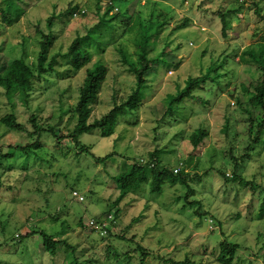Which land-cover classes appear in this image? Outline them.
<instances>
[{
  "label": "rangeland",
  "instance_id": "rangeland-1",
  "mask_svg": "<svg viewBox=\"0 0 264 264\" xmlns=\"http://www.w3.org/2000/svg\"><path fill=\"white\" fill-rule=\"evenodd\" d=\"M110 2L15 0L4 18L0 0L3 67L20 57L37 64L38 28L48 33L52 15L50 55L58 54L55 70L34 81L27 102L20 94L9 100L0 85V118L15 112L26 126L21 131L0 121V264H139V245L148 255L144 264H173L169 259L186 257L197 264H220L223 239L241 245L233 264H264V132L258 127L262 111L250 102L254 87L264 81V69L240 60L245 48L258 49L264 41V0H114L119 10H113V28L103 26L101 42L91 46L93 62L102 60L109 67L92 119L135 87L121 50L136 59L142 25L159 31L148 48L157 60L140 106L118 118L110 137L99 129L80 135L92 154L81 153L69 135L86 68L75 70L63 54L77 35L99 21ZM79 7L86 13L75 16L72 10ZM224 12L230 24L227 37L222 34ZM160 22L165 23L159 27ZM207 74L192 97L169 103L189 77ZM32 115L39 127L54 128L61 140L51 129L36 135ZM198 128L209 135L194 148L190 136ZM37 139L40 146L29 152L11 149ZM155 149L161 166H188L194 192L187 197L188 188L179 181H166L160 192H151L146 182L117 202L115 176ZM226 173L242 175L258 189L224 179ZM196 175L200 180L192 181ZM74 190L85 200L73 197ZM191 201L196 203L188 205ZM113 212L116 229L109 237L87 226L90 219ZM211 218L218 226L213 232ZM41 231L66 239L73 248L61 245L55 256L49 254Z\"/></svg>",
  "mask_w": 264,
  "mask_h": 264
},
{
  "label": "trees",
  "instance_id": "trees-1",
  "mask_svg": "<svg viewBox=\"0 0 264 264\" xmlns=\"http://www.w3.org/2000/svg\"><path fill=\"white\" fill-rule=\"evenodd\" d=\"M14 1L15 0H4L5 9H2L4 18L9 17V10L11 9V4ZM254 4L255 12L260 14L258 1H256ZM113 8L114 4L111 2V4L107 6L105 12L100 16L99 21L90 27L87 33L77 35L69 45L67 51L63 54V57L67 59L68 63L75 70L86 68L85 77L81 83V86L79 87L78 101L74 106L76 122L69 135L70 140L79 148V152L81 153L92 154L91 147L88 145H82L79 141L80 135L91 132L95 129H99L102 136L110 137L115 133L118 118L130 113L132 110H135L140 106L144 94L143 89L147 85V75L154 62L157 60L156 57H150L148 48L152 42L151 38L154 35L157 36L159 31H152L151 25H142L143 32L135 41L136 59H132L129 55L124 53L123 50H121L123 55V63L128 66L127 68L129 72L135 76V87L125 99L120 102H115L108 112L103 114L101 117L92 119L94 105L99 102L101 89L103 83L107 79L109 67L102 60L93 62V52L91 50V46L99 45L101 42L98 35H101V29L103 26L109 30H112L113 24L111 20L117 18V13L115 14L113 12ZM77 9L78 8H73L72 13H74ZM238 10L239 9H231L229 12L237 13ZM20 16L21 14L17 16V19L20 18ZM220 16L222 20V34L224 37H227L230 26L227 19V13H220ZM54 19V15L48 18L47 26L50 29L48 33H45L42 29L38 28L42 38L40 41V50L37 58V64L35 66L30 65L23 57L13 59L5 67L0 64V85L4 87L5 93L9 100H13L15 95L20 94L24 101L27 102L31 94L30 91L34 85V81L46 74L52 73L55 70V64L58 61V54L54 53L50 55V48L53 42L51 28L53 27ZM187 21L188 20L184 21V23L178 26V28L185 26L188 23ZM160 23L161 24L159 27L164 25L165 22ZM240 60L248 63L252 62L261 69H264V41L260 43L258 49H254L251 46L245 48L240 54ZM90 63L92 65L88 66ZM207 79L208 74L197 77H189L185 86L177 93V95L170 96L169 103L182 101L185 98L192 97L193 91L205 83ZM250 102L252 105L259 107L262 111V118L258 123V127L260 131L264 132V81L254 87V93L250 98ZM0 121L7 127L21 131L26 130L25 124L19 121L15 112H11L2 116ZM251 121H253V119H251ZM31 122L36 129V135L39 136L44 130L51 129L52 135L58 141L61 140L56 131H54V128L45 129L39 127L36 123V118L34 115L31 116ZM208 135L209 132L206 128H198L192 132L190 136V142L194 148H197L203 143ZM39 146L40 144L37 139L33 143L12 146L11 149L13 151L22 150L29 152L32 149L38 148ZM106 158L107 157H104L103 160H106ZM146 158H142L139 161L134 162L126 172L115 176L117 187L120 191V195L117 197V202L121 201L130 192L138 189L143 183L146 182H149L151 192H160L166 181H169L172 184L179 181L181 184L185 185L188 188L187 197L194 192L193 188L190 186V172L182 171L176 174L173 171L174 168L170 169L167 166H161L157 149L149 152ZM142 160H146V162L144 163ZM196 176L197 177L192 181L200 180L199 178L201 176ZM222 176L224 179L238 181L242 186L251 187L252 190L258 189V185L256 186L252 180H248L242 175H233L232 177H229L226 173ZM195 203L196 201H191L188 203V205H193ZM116 212L111 213L115 216V225L117 220ZM92 231L99 233L102 238L109 237L112 235V233H115L111 227H108V231L105 235H102L97 230ZM32 234L33 232H29L26 234V236H30ZM41 235L43 237V247L45 251L53 256L57 254V249L61 245H64L66 248H73V245L68 244L66 239H56L53 235L47 234L44 231H41ZM138 248L143 254L139 264H144L148 255L145 253V249L141 245H139ZM239 249H241L240 244L223 239L220 242V251L217 257L218 262L220 264H233V262L237 259V251ZM261 249H264V244L262 245ZM169 260L173 264H197L189 257H186V259L183 261H177L174 259ZM74 264L81 263L78 260H75Z\"/></svg>",
  "mask_w": 264,
  "mask_h": 264
},
{
  "label": "built area",
  "instance_id": "built-area-1",
  "mask_svg": "<svg viewBox=\"0 0 264 264\" xmlns=\"http://www.w3.org/2000/svg\"><path fill=\"white\" fill-rule=\"evenodd\" d=\"M113 2V1H112ZM111 4V2L109 3ZM114 4V3H113ZM118 11L119 8L117 6H114L113 10ZM86 13V10L82 7H79L75 12L74 15H83ZM170 73H172V71H170ZM142 162H146V160H142ZM174 173H180L182 171L184 172H189L188 167L185 166V164L183 162H180L179 165H177L176 167H174L173 169ZM229 177L233 176L230 174H227ZM73 197L77 198L79 201H83L85 200L84 196L82 194H80L78 191L74 190L72 192ZM210 222V226H209V230L210 231H215L218 226L215 225L214 220L211 218L209 219ZM87 226L91 229V230H97L99 231L102 235H105L108 231V227H111L113 230H115V216L113 214H108L106 216L100 217L99 219L96 218H92L89 221H87Z\"/></svg>",
  "mask_w": 264,
  "mask_h": 264
}]
</instances>
